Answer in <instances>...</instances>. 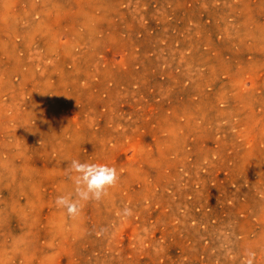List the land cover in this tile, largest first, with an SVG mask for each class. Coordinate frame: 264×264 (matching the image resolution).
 Returning a JSON list of instances; mask_svg holds the SVG:
<instances>
[{"label":"rangeland","instance_id":"374dc122","mask_svg":"<svg viewBox=\"0 0 264 264\" xmlns=\"http://www.w3.org/2000/svg\"><path fill=\"white\" fill-rule=\"evenodd\" d=\"M73 159L119 174L77 219ZM263 250L264 0H0V264Z\"/></svg>","mask_w":264,"mask_h":264},{"label":"clouds","instance_id":"9594fccd","mask_svg":"<svg viewBox=\"0 0 264 264\" xmlns=\"http://www.w3.org/2000/svg\"><path fill=\"white\" fill-rule=\"evenodd\" d=\"M70 179L73 182V189L68 194H61L56 197L55 204L58 208L65 209L67 215L77 219L87 202L99 203L109 194L119 182V174L115 167L100 163L80 162L73 159L70 161ZM122 214L131 216L132 209L125 207ZM103 231V230H101ZM255 252H246L245 264H253Z\"/></svg>","mask_w":264,"mask_h":264},{"label":"bare ground","instance_id":"6f19581e","mask_svg":"<svg viewBox=\"0 0 264 264\" xmlns=\"http://www.w3.org/2000/svg\"><path fill=\"white\" fill-rule=\"evenodd\" d=\"M223 2V1H222ZM242 3H243V1H241ZM230 3V2H229ZM258 3V2H257ZM259 4V3H258ZM260 5V4H259ZM223 7V6H222ZM232 8V7H231ZM231 8H230V10H231ZM219 9V8H218ZM247 9V8H246ZM220 10H222V9H220ZM225 11V10H224ZM249 11V10H248ZM221 14V13H220ZM224 17H225V15H223ZM222 17V16H221ZM257 18V17H256ZM258 19V18H257ZM259 20V19H258ZM223 21V20H222ZM223 27H225V26H223ZM35 37V36H34ZM236 40V39H235ZM233 43H234V41H233ZM102 46V45H101ZM261 46V45H260ZM262 47V46H261ZM260 47V48H261ZM216 54V53H215ZM249 54V53H248ZM202 55H203V53H202ZM200 57V56H199ZM204 57H205V55H204ZM206 58V57H205ZM227 59V58H226ZM102 60V59H101ZM232 61V60H231ZM153 62V61H152ZM263 64V63H262ZM239 65V64H238ZM262 66V65H261ZM243 67V66H242ZM62 68V67H61ZM207 69V68H206ZM240 69V68H239ZM149 71V70H148ZM147 73V72H146ZM190 73V72H189ZM96 74V73H95ZM187 74V73H186ZM209 74H211V73H209ZM147 75V74H146ZM213 76V75H212ZM229 76V75H228ZM217 77V76H216ZM32 78H34V77H32ZM174 78V77H173ZM147 79V78H146ZM146 79H145V82H146ZM45 80V79H44ZM200 80V79H199ZM148 81V80H147ZM157 82V81H156ZM155 82V83H156ZM160 82V81H159ZM159 82H157V83H159ZM171 82H172V80H171ZM161 83V82H160ZM205 83H206V81H205ZM225 84V83H224ZM123 86V85H122ZM146 86V85H145ZM169 86V85H168ZM173 86V85H172ZM203 86V85H202ZM221 86V85H220ZM143 87V86H142ZM157 87H159V86H157ZM163 87V86H162ZM202 89H204V88H202ZM48 90V89H47ZM38 91V90H37ZM162 91H163V89H162ZM36 92V91H35ZM46 92V91H45ZM44 92V93H45ZM148 92V91H147ZM203 92V91H202ZM205 92V91H204ZM216 92H217V90H216ZM87 93V92H86ZM212 93V92H211ZM87 95H88V93H87ZM226 96V95H225ZM225 96H224V98H225ZM248 96V95H247ZM220 97V96H219ZM168 98V97H167ZM171 98V97H170ZM222 98V97H221ZM44 99V98H43ZM215 100H216V97H215ZM258 100H260V99H258ZM32 101H34V100H32ZM49 101V100H48ZM109 101H111V100H109ZM248 101V100H247ZM116 102V101H115ZM149 104V103H148ZM261 104H262V102H261ZM194 105V104H193ZM12 106V105H11ZM49 106V105H48ZM55 106H57V105H55ZM171 106V105H170ZM10 107V106H9ZM59 107V106H58ZM248 107V106H247ZM18 108V107H17ZM47 108H49V107H47ZM51 109V108H50ZM143 109V108H142ZM35 110V109H34ZM49 110V109H48ZM149 110V109H148ZM147 111V110H146ZM184 112V111H183ZM205 112H206V110H205ZM255 112V111H254ZM30 114V113H29ZM218 114V113H217ZM225 114V113H224ZM208 115V114H207ZM212 115V114H211ZM226 115V114H225ZM229 115V114H228ZM166 116V115H165ZM186 116V115H185ZM141 117H143V116H141ZM217 117H218V115H217ZM26 118V117H25ZM213 118V117H212ZM255 118V117H254ZM62 119H64V118H62ZM83 119V118H82ZM87 119H89V118H87ZM147 119V118H146ZM161 119V118H160ZM169 119V118H168ZM85 120H86V118H85ZM135 120V119H134ZM149 120V119H148ZM211 120V119H210ZM260 120V119H259ZM46 121V120H45ZM59 121V120H58ZM157 121V120H156ZM88 122V121H87ZM99 122V121H98ZM112 123H114V122H112ZM111 123V124H112ZM177 123V122H176ZM105 124V123H104ZM120 125V124H119ZM154 125V124H153ZM50 126V125H49ZM51 126H52V124H51ZM116 126H117V124H116ZM115 126V127H116ZM132 126V125H131ZM164 126V125H163ZM257 127V126H256ZM134 128V127H133ZM136 129H138L137 128V126L135 127ZM164 128H165V126H164ZM167 128V127H166ZM50 129V128H49ZM73 129V128H72ZM117 129V128H116ZM128 130V129H127ZM159 130H160V128H159ZM162 130V129H161ZM169 130V129H168ZM188 130V129H187ZM121 131V130H120ZM126 131V130H125ZM158 131V130H157ZM48 132V131H47ZM246 133V132H245ZM97 134V133H96ZM115 134V133H114ZM173 134V133H172ZM136 135V134H135ZM157 135V134H156ZM131 136V135H130ZM133 136V135H132ZM108 137V136H107ZM107 137H105V138H107ZM154 137V136H153ZM170 137V136H169ZM68 137H66V139H67ZM100 138V137H99ZM171 138V137H170ZM169 138V139H170ZM243 138V137H242ZM241 138V139H242ZM100 139H102V138H100ZM176 139V138H175ZM184 139V138H183ZM107 140V139H106ZM108 140H109V138H108ZM131 140V139H130ZM255 140V139H254ZM67 141V140H66ZM101 141V140H100ZM185 141V140H184ZM18 142V141H17ZM51 142V141H50ZM50 142H48V143H50ZM73 142H74V140H73ZM102 142H103V140H102ZM221 142V141H220ZM52 143V142H51ZM124 143V142H123ZM255 143V142H254ZM248 144V143H247ZM112 145H115V144H112ZM165 145V144H164ZM178 145V144H177ZM227 145V144H226ZM226 145H224V146H226ZM22 146V145H21ZM46 146V145H45ZM59 146V145H58ZM67 146V145H66ZM123 146V145H122ZM142 146V145H141ZM140 146V147H141ZM61 147V146H60ZM143 148H144V146H143ZM146 148V147H145ZM144 148V149H145ZM102 149V148H101ZM230 149V148H229ZM46 150H47V147H46ZM148 150V149H147ZM174 150H175V148H174ZM173 150V151H174ZM49 151V150H48ZM103 151V150H102ZM108 151V150H107ZM142 151V150H141ZM141 151H138V152H141ZM146 151V150H145ZM170 151V150H169ZM149 152V151H148ZM189 152V151H188ZM102 153V152H101ZM108 153V152H107ZM150 153V152H149ZM169 153V152H168ZM225 153V152H224ZM109 154V153H108ZM107 154V155H108ZM142 154V153H141ZM66 156V155H65ZM97 156V155H96ZM166 156V155H165ZM112 157V156H111ZM106 158V157H105ZM150 158V157H149ZM110 159V158H109ZM152 159V158H151ZM153 159H155V158H153ZM176 159V158H175ZM225 159V158H224ZM150 160V159H149ZM148 160V161H149ZM177 160V159H176ZM176 160H175V162H176ZM242 160V159H241ZM51 161V160H50ZM97 161V160H96ZM111 161H113V160H111ZM151 161V160H150ZM44 162V161H43ZM224 162V161H223ZM114 163V162H113ZM148 163V162H147ZM226 163V162H225ZM115 164V163H114ZM151 164V163H150ZM157 164V163H156ZM28 165H30V164H28ZM225 166V165H224ZM228 166V165H227ZM242 166V165H241ZM221 167V166H220ZM28 168H29V166H28ZM22 169H23V167H22ZM31 169V168H30ZM46 171V170H45ZM218 171V170H217ZM39 172V171H38ZM22 174V173H21ZM37 174V173H36ZM35 174V175H36ZM48 181V180H47ZM128 181V180H127ZM236 181V180H235ZM35 183V182H34ZM23 184V183H22ZM112 192V191H111ZM35 195H36V193H35ZM44 201V200H43ZM260 206V205H259ZM250 230V229H249ZM76 233H78V232H76ZM247 237V236H246ZM259 238H260V236H259ZM257 239V238H256ZM233 242V241H232ZM263 243V242H262ZM263 252H264V250H263Z\"/></svg>","mask_w":264,"mask_h":264}]
</instances>
